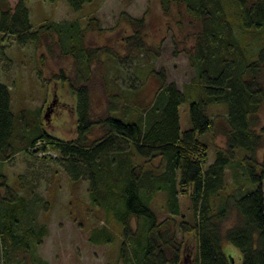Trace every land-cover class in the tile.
Instances as JSON below:
<instances>
[{
    "label": "trees",
    "instance_id": "obj_1",
    "mask_svg": "<svg viewBox=\"0 0 264 264\" xmlns=\"http://www.w3.org/2000/svg\"><path fill=\"white\" fill-rule=\"evenodd\" d=\"M65 1L79 11L93 0ZM172 1L183 5L201 27L193 47L186 51L194 77L180 88L158 73L159 88L146 105L136 101L139 83L135 76L127 77L126 87L115 78L119 88H110L106 82L109 102L104 115L95 116L92 58L105 53L130 71L128 56L149 47L141 33L144 19L129 17L137 29L125 37L129 53L122 58L113 48L84 47V29L78 21L46 22L36 29L25 0H18L14 7L9 0H0L1 33L13 36L21 45H39L54 32L69 41L68 47H63L65 54L79 61L77 83L63 71L56 77L68 82L75 97L73 139L48 133L41 117L35 121L33 133L24 135L26 123L12 110L10 86L0 82V160L32 150L38 141H44L45 148L56 154L49 157L61 154L58 161L69 177L87 180L91 201L122 223L125 241L121 256L128 243L134 246L128 264H179L186 242L178 240V229L195 233L194 264H230L224 240L241 251L243 264H264V155L261 160L258 157L264 147V0H162L166 10ZM124 93L128 95L122 96ZM214 103L227 106L228 127L225 146L216 149L214 162L207 165L209 148L198 134L214 128L208 113ZM183 104L189 105L191 127L186 130L180 126ZM95 129L97 135L93 136ZM239 150L245 151L243 172L254 187L229 191L226 170ZM135 157L143 158V163L134 162ZM157 157L163 164L159 174L145 169ZM2 188L5 195H1ZM160 191L167 195L171 214L176 216L180 214L179 194L188 195L192 218L181 220L179 226L173 217L159 221L150 199ZM32 216L28 199L0 174L2 264H15L19 251L30 254L31 245L48 235L47 224L37 225ZM132 219L140 221L138 227H132ZM18 228H23L22 232H17ZM90 239L99 244L115 237L103 227L94 230Z\"/></svg>",
    "mask_w": 264,
    "mask_h": 264
},
{
    "label": "rangeland",
    "instance_id": "obj_2",
    "mask_svg": "<svg viewBox=\"0 0 264 264\" xmlns=\"http://www.w3.org/2000/svg\"><path fill=\"white\" fill-rule=\"evenodd\" d=\"M9 1L14 7L18 0ZM25 1L30 9L34 28L37 29L46 22L78 21L84 29V47L113 48L122 58L129 53L124 44L125 37L133 35L137 29L129 17L144 19L141 33L149 47L147 51L134 50L129 54L127 60L130 71L124 70L120 61L105 53L92 58L90 86L93 90L95 116L104 115L109 102L106 82L110 88H114L115 78L120 80L121 87H126L127 77L135 76L139 83L136 101L146 105L159 88L158 73H164L167 82H175L180 88L195 75L186 51L193 47L201 27L179 3L172 1L166 10L162 0H93L81 10L74 11L65 0ZM90 21L92 23L88 27ZM59 37L52 32L39 45H21L13 36L0 32V82L10 86L12 110L19 120L25 121L26 128L24 127L23 132L27 137L33 133L35 121L40 117L42 126L51 135L63 139L76 137L75 97L68 82L56 77L63 71L77 83L79 61L72 54H65L63 47H68L69 41ZM127 95L128 93L122 94ZM208 113L214 121V128L208 133L198 134L209 148L207 165L214 162L216 149L225 146V131L228 127L225 104H210ZM179 114L181 130L190 128L189 105H181ZM94 135H97V129L94 130ZM37 152L38 150L22 151L9 160H0V174L7 177L12 189L28 199L34 213L32 219L37 225L44 223L48 226V235L40 243L31 245L30 254L25 255L23 251H19L15 256V264H36L39 261L49 264L130 263L134 246L128 243L126 252L121 256L125 241L122 223L104 206L91 201L89 182L73 181L58 161L63 157L61 154L53 158ZM243 155L245 151L239 150L236 160L226 170L229 191L238 188L236 192H239L246 186L254 187L243 172ZM263 155L264 147L258 152L260 160ZM134 159L137 164L143 163L141 157ZM162 165L161 158L157 157L147 163L145 169H153V172L159 174L163 169ZM5 194L6 191L2 188L1 195ZM179 204L180 214L176 216L171 214L164 191L150 199V205L159 221L173 217L177 226L181 220L192 218L188 195L179 194ZM234 218L235 216L232 219ZM131 224L136 228L140 221L132 219ZM103 227H107L115 239L106 243H94L90 239L92 232ZM22 229L18 228L17 232H22ZM177 238L186 242L179 264H194L195 257L192 254L196 250L195 233H184L178 229ZM222 245L230 264H243V255L237 247L226 240ZM3 250L0 242V264L3 261Z\"/></svg>",
    "mask_w": 264,
    "mask_h": 264
},
{
    "label": "built area",
    "instance_id": "obj_3",
    "mask_svg": "<svg viewBox=\"0 0 264 264\" xmlns=\"http://www.w3.org/2000/svg\"><path fill=\"white\" fill-rule=\"evenodd\" d=\"M44 141H38L35 145V147L32 150H38L37 153H40L42 155H53L56 156L53 150L50 148H45Z\"/></svg>",
    "mask_w": 264,
    "mask_h": 264
}]
</instances>
